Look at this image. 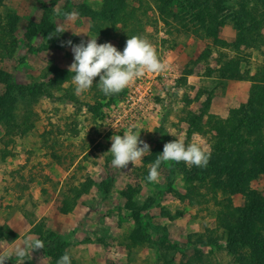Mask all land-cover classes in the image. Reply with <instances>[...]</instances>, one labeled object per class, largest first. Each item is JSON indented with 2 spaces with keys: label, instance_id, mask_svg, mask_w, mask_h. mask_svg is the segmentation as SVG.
<instances>
[{
  "label": "rangeland",
  "instance_id": "1",
  "mask_svg": "<svg viewBox=\"0 0 264 264\" xmlns=\"http://www.w3.org/2000/svg\"><path fill=\"white\" fill-rule=\"evenodd\" d=\"M182 1L0 0V253L28 235L44 243L5 264H57L65 252L71 264L255 261L264 246V0H189L207 16L199 33ZM58 25L67 31L47 39ZM133 35L167 70L136 79L113 106L102 107L99 77L77 95L67 42L98 36L123 51ZM129 128L150 152L113 167L110 137ZM175 139L209 150L208 165L162 163L149 182ZM238 160L250 172L243 186L227 173ZM237 232L256 242L252 251L234 244Z\"/></svg>",
  "mask_w": 264,
  "mask_h": 264
},
{
  "label": "clouds",
  "instance_id": "2",
  "mask_svg": "<svg viewBox=\"0 0 264 264\" xmlns=\"http://www.w3.org/2000/svg\"><path fill=\"white\" fill-rule=\"evenodd\" d=\"M56 16L63 15L68 21L78 18V13L63 12L54 7ZM67 31L62 25H58L54 32L49 33L47 39ZM98 37V36H97ZM97 37H89L85 44L81 42L71 46L74 61L69 67L77 95L91 89L94 80L99 77L98 89L105 95L118 94L136 79L142 78L146 73H162L167 70V65L160 59L155 47L144 37L133 35L126 40L123 51L118 50L111 43H97ZM141 132L129 128L122 135L110 137L111 147L108 151L113 157V167L124 169L129 163L135 165L145 153L150 152V146L140 139ZM142 145V146H141ZM210 151L199 143L185 144L182 140H173L165 143L163 151L151 164L147 179L156 182L160 177L162 163L184 162L188 166L206 167L210 159ZM44 243L31 235L26 236L10 251L0 253V264L15 257L24 260L35 250L43 249ZM57 264H71L70 255L65 252L57 261Z\"/></svg>",
  "mask_w": 264,
  "mask_h": 264
},
{
  "label": "trees",
  "instance_id": "3",
  "mask_svg": "<svg viewBox=\"0 0 264 264\" xmlns=\"http://www.w3.org/2000/svg\"><path fill=\"white\" fill-rule=\"evenodd\" d=\"M182 5L183 6H182L181 10H182L183 14H184V11H185V13L188 16L189 15L191 16V18H192L191 21L194 24L193 29H194L195 32L199 33V30L204 29L206 27V24H207V22H206V17H207L206 14L204 13V11L200 7H198L197 5H194V3H192L189 0L188 1L187 0H183L182 1ZM223 22H224V20H223ZM234 66L235 65H232L233 68H235ZM223 75H224V78L226 80L235 77V75L233 73H229L227 71H225V73H223ZM185 85H186V83L184 82V84L182 86L186 88ZM124 92H125V90L121 91V95L122 96H124V94H125ZM199 96H200V94H197V97H199ZM117 97H118L117 94H113V95L109 96V102L106 103L105 105H103L102 107L105 108V107H108V106H113L114 103L118 100ZM186 104L188 105V102H186ZM96 110H99L98 107L95 108V111ZM219 124H220V122H217V125L209 124V126L212 129L217 130L216 127H222V125H223V124H220V125ZM249 128H251V129L254 128V129H256L259 132L260 123L252 122V124H249ZM244 136H245V134H244ZM237 142L238 143H243V140L237 141ZM240 147H241V145H238V144L236 145L235 144V148H239V149L242 150V148H240ZM245 151H247V150H245ZM249 153L250 152L247 151L245 156H250ZM248 158L249 157H245V158H243V160L244 161L248 160ZM245 164L248 166V162L247 161L245 162ZM246 165H242L241 160H238V161L235 162V164H232V166L229 167V169L227 171V173H229V176H233L235 174V181L240 186L245 185L249 181L248 173H250V172H249V170H247V166ZM257 213H259V212L257 211ZM13 237H15V235ZM5 238H7V239L9 238L10 239L11 237L5 236ZM234 242H235L234 244L236 246H241L242 248L245 247L243 249L250 248L251 251L254 249V248H251L252 245H253L252 243H254V244L256 243V242L253 241V239H250V237L248 235V232H246L245 234L244 233L243 234H239L237 232L236 235H235V241ZM52 253L53 254H57V253L60 254L61 252H60L59 249H53ZM254 253H252V257H254L255 261L252 260V259H242V261H239L240 260L239 259L238 263H241V264H264V246L262 248H260V250H258L257 253H255V254ZM258 253H260L259 256H258Z\"/></svg>",
  "mask_w": 264,
  "mask_h": 264
},
{
  "label": "crops",
  "instance_id": "4",
  "mask_svg": "<svg viewBox=\"0 0 264 264\" xmlns=\"http://www.w3.org/2000/svg\"><path fill=\"white\" fill-rule=\"evenodd\" d=\"M29 230H30V228H29ZM29 230L27 231L28 233H30L29 232ZM25 234V233H24ZM31 234V233H30ZM19 240H17V241H15L11 246L9 245V247L8 248H11V247H13L17 242H18Z\"/></svg>",
  "mask_w": 264,
  "mask_h": 264
}]
</instances>
